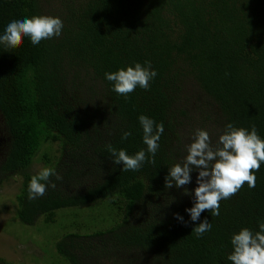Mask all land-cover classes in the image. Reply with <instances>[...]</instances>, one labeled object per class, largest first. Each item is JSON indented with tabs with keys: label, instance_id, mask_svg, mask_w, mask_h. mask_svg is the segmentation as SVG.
Wrapping results in <instances>:
<instances>
[{
	"label": "trees",
	"instance_id": "obj_1",
	"mask_svg": "<svg viewBox=\"0 0 264 264\" xmlns=\"http://www.w3.org/2000/svg\"><path fill=\"white\" fill-rule=\"evenodd\" d=\"M33 15L59 16L64 28L36 46L0 45V187L21 179L18 220L43 219L42 247L69 264H231L232 234L264 222V164L254 188L245 183L219 216L204 210L196 222L185 209L198 172L179 189L165 177L197 129L214 145L228 123L264 138V0H0V34ZM144 61L158 73L148 90H111L106 72ZM141 114L165 127L155 163L122 171L108 146L146 149ZM39 164L62 180L29 200ZM205 218L212 229L198 237Z\"/></svg>",
	"mask_w": 264,
	"mask_h": 264
},
{
	"label": "clouds",
	"instance_id": "obj_2",
	"mask_svg": "<svg viewBox=\"0 0 264 264\" xmlns=\"http://www.w3.org/2000/svg\"><path fill=\"white\" fill-rule=\"evenodd\" d=\"M63 28L64 22L59 16L18 17L5 26L3 34H0V45L11 48L19 45L22 37H29L32 45L36 46L42 40L59 38ZM157 75L151 61H144L143 64L133 62L132 65L104 74L105 79L112 82L111 90L125 98L137 87L148 90L150 81ZM138 120L143 129L142 139L146 149L129 155L125 149L117 151L111 145L108 146L113 163L123 164L122 171H138L145 163H155L159 141L165 131L164 124L143 114ZM131 135V132H124L122 139L126 140ZM186 151L183 161L169 168L165 186L169 189L173 186L182 188L192 182L191 174L198 172L193 206L185 209L192 222L199 221L204 210H210L212 216H219L220 201L235 195L245 183L249 188H254L256 172L264 164V138L258 134L254 125L249 130L228 123L215 145L208 130L197 129L191 136V143L186 145ZM51 177L62 180L54 167H45L32 175L27 189L28 199L40 198L48 188H55L56 184ZM185 193L190 194L187 189ZM175 215L178 221L184 222L182 215ZM258 228V231H253L244 227L232 234V251L227 255L231 264H264V222H260ZM211 229L212 224L205 218L193 231L202 237Z\"/></svg>",
	"mask_w": 264,
	"mask_h": 264
},
{
	"label": "rangeland",
	"instance_id": "obj_3",
	"mask_svg": "<svg viewBox=\"0 0 264 264\" xmlns=\"http://www.w3.org/2000/svg\"><path fill=\"white\" fill-rule=\"evenodd\" d=\"M54 150H57L56 146ZM35 170L40 171L41 165H36ZM20 188L19 178L10 179L0 187V258L13 264H60V261L62 264H69L57 253L54 245L42 247L45 243L43 237L47 239L51 235V231L43 232V219L31 227L23 225L16 217ZM92 215L97 213L93 212ZM54 241L55 238H52L51 243Z\"/></svg>",
	"mask_w": 264,
	"mask_h": 264
}]
</instances>
